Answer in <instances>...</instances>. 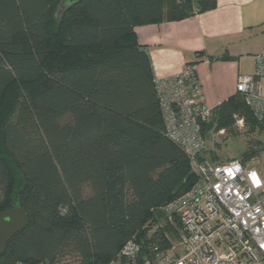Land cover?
Returning a JSON list of instances; mask_svg holds the SVG:
<instances>
[{"label": "trees", "instance_id": "obj_1", "mask_svg": "<svg viewBox=\"0 0 264 264\" xmlns=\"http://www.w3.org/2000/svg\"><path fill=\"white\" fill-rule=\"evenodd\" d=\"M60 2L0 0V211L21 204L29 216L0 264L71 253L108 264L133 237L149 254L167 243L160 207L197 179L164 134L134 28L217 0H82L57 20ZM213 113L217 130L254 115L239 92Z\"/></svg>", "mask_w": 264, "mask_h": 264}, {"label": "built area", "instance_id": "obj_2", "mask_svg": "<svg viewBox=\"0 0 264 264\" xmlns=\"http://www.w3.org/2000/svg\"><path fill=\"white\" fill-rule=\"evenodd\" d=\"M253 74L240 75L237 92L264 119V53ZM165 136L189 158L197 176L183 194L160 207L177 236L153 242L145 253L133 237L108 264H264V176L239 159L206 157L203 124L213 110L205 103L194 64L156 79ZM14 264H51L16 260Z\"/></svg>", "mask_w": 264, "mask_h": 264}, {"label": "crops", "instance_id": "obj_3", "mask_svg": "<svg viewBox=\"0 0 264 264\" xmlns=\"http://www.w3.org/2000/svg\"><path fill=\"white\" fill-rule=\"evenodd\" d=\"M134 35L147 50L155 79L194 63L205 103L214 111L237 93L239 76L253 74L255 56L264 53V0H217L214 8L184 19L136 25Z\"/></svg>", "mask_w": 264, "mask_h": 264}, {"label": "rangeland", "instance_id": "obj_4", "mask_svg": "<svg viewBox=\"0 0 264 264\" xmlns=\"http://www.w3.org/2000/svg\"><path fill=\"white\" fill-rule=\"evenodd\" d=\"M196 6V4L194 3ZM197 9V7H195ZM252 64L248 63L247 67ZM235 123L225 130L216 129V116L211 115L205 128L206 151L205 155L213 162H224L239 159L246 165L254 167L264 176V123L254 115L237 114ZM2 188L0 186V197ZM156 227L164 229L172 239L175 232L164 218H159ZM177 241V236L175 237ZM80 258L77 254H60L55 264H77Z\"/></svg>", "mask_w": 264, "mask_h": 264}, {"label": "water", "instance_id": "obj_5", "mask_svg": "<svg viewBox=\"0 0 264 264\" xmlns=\"http://www.w3.org/2000/svg\"><path fill=\"white\" fill-rule=\"evenodd\" d=\"M81 1L61 0L55 12L56 19L60 20L69 8ZM28 223L29 216L27 210L21 204L0 211V256L8 242L25 229Z\"/></svg>", "mask_w": 264, "mask_h": 264}]
</instances>
